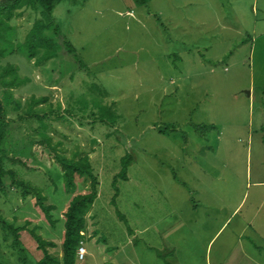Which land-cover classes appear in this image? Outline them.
Wrapping results in <instances>:
<instances>
[{"label":"rangeland","instance_id":"1","mask_svg":"<svg viewBox=\"0 0 264 264\" xmlns=\"http://www.w3.org/2000/svg\"><path fill=\"white\" fill-rule=\"evenodd\" d=\"M0 19V99L8 120L0 157L12 172L0 185V217L20 229L24 249L13 253L0 227V264L41 259L31 230L61 257L63 213L74 194L90 192V179L76 177L75 192H66L60 157H87L96 177L86 227L88 217H120L129 231L123 216L139 217L144 233L126 245L134 249L126 255L131 264H165L159 253L149 263L154 250L146 245H158L153 236L163 226L182 223L198 242L190 244L195 264H264V0H61L43 32L53 55L37 65L24 42L39 7H16L9 19L0 11ZM17 78L24 81L11 84ZM179 165L186 169H172ZM175 173L184 188L171 181ZM20 182L53 205L51 221ZM212 183L219 207L209 205ZM245 219L254 235L247 231L238 242L248 245H224ZM98 227L89 241L90 230L82 232L93 264L107 240Z\"/></svg>","mask_w":264,"mask_h":264},{"label":"trees","instance_id":"2","mask_svg":"<svg viewBox=\"0 0 264 264\" xmlns=\"http://www.w3.org/2000/svg\"><path fill=\"white\" fill-rule=\"evenodd\" d=\"M61 0H2L0 2V11H5L7 18L11 16V10L22 5H28L31 7H39L40 9V19L36 20L33 27L29 30L26 35L24 47L26 49V55L29 59L34 58V64L37 65L41 61L50 58L53 55V51L50 50V46L47 45L43 32L50 28L52 25V12L56 4ZM137 6L145 5L149 0H132ZM3 20L0 19V25ZM44 54L35 58L36 50L40 47L46 48ZM67 51L71 54L75 53L74 48L71 45H67ZM13 66H11V69ZM22 82L24 80H21ZM17 78L16 83L21 82ZM15 82V81H12ZM46 100V97L39 99L37 102ZM8 120L4 115L3 103L0 99V144L4 141L7 134ZM60 160V166L63 169L64 178V188L68 193L75 192L76 189V177H82L86 175L90 179V192L88 193H77L74 194L67 204V208L64 211L65 221H64V235L61 243V257H55L48 253L46 246H52V242H47L41 238L40 235L36 234L33 230L30 231L31 236L35 239L37 243V248L42 251L43 255L41 259L34 262L33 264H81L76 258V252L80 242H82L83 234L82 232L86 229V217L87 212L90 211L92 204L97 196V180L92 174L91 166L87 157L82 159L71 161L64 158H58ZM126 161L123 162V168L121 171V177L125 179V169ZM11 174L12 172L5 171L2 165V159L0 157V185L2 184V179L6 174ZM18 186L23 187L26 193L29 189L30 194H33L36 198V203L43 211L45 217L51 221L50 211L53 209V205H45L43 203L44 197L38 193L36 188L27 183H15ZM26 187V188H25ZM51 224H53L51 222ZM0 227L2 228V233L4 234V239H11V248L15 250L17 255L24 252L23 247L19 241V231L20 229L14 228L7 224L0 217ZM10 235L12 237H10ZM25 260L22 264H27ZM85 264V263H84Z\"/></svg>","mask_w":264,"mask_h":264},{"label":"crops","instance_id":"3","mask_svg":"<svg viewBox=\"0 0 264 264\" xmlns=\"http://www.w3.org/2000/svg\"><path fill=\"white\" fill-rule=\"evenodd\" d=\"M198 153H200V150L194 151V156H196V154H198ZM169 155L175 159L179 158V156H177L173 152H170ZM211 164L212 163L210 162L209 163L210 167H211ZM214 167H217V166H214ZM212 168H213V166H212ZM172 169L184 171V169H186V168H184L183 165H181V166L179 165V168L173 167ZM171 181L176 182L177 185L180 183H182L184 185V183H185V182H182V180L180 181V179L178 178V175L176 173L174 175V178H171ZM183 185L182 186L178 185V186L181 188H184ZM208 189H209V194H210V199H211L209 201V205H211V206L214 205V207L215 206L219 207V205H220V203H219V201H220L219 190H217V188L214 186L213 183H212V185H208ZM187 194H189V193H187ZM185 198L190 200V198H192V197L188 196ZM214 198L218 199L217 204H214V202H213ZM199 200H200V196H197V198H195L193 196V201H199ZM203 203H204V200H203ZM218 203H219V205H218ZM195 205H198V204H195ZM92 206H93V204H92ZM197 208L198 207H196V209ZM195 211H197V210H195ZM95 218L97 219V221ZM178 218H180V217H178ZM213 218L214 217H212V219ZM229 218H231V217H229ZM229 218L224 220L223 224L218 228V230L216 231V233L213 235L212 238H215L221 231L223 232L224 225L228 222L227 220ZM121 219H120V217H88V219H87V222H88V220L91 221V225L86 227V233L88 232L87 230H90V232L84 238H86L89 241L92 238L97 237V235L99 234L98 233L99 232L98 226L101 225V232H103L107 236V240H109V237H112V239H113V242H111L110 240H109V242H107V240L105 239V242H104L105 244L101 245L98 248V250H100V264H120V263L131 264L133 262V259L131 257H126V255L127 254H134V249L128 248V247H126V245L130 244L131 241H133L135 238H139V235H141L144 232H142V230H143L142 227L136 226V222L139 219V217H125V215L123 216V219H124L123 222H125V225L129 228V231H127L125 229L124 224L120 225ZM107 220H109L110 222H107ZM240 222H241V225H239L240 230L238 232V235L236 233H233L234 232V230H233L231 233H229L228 239L225 240L224 245H226V243H227V246H231V245L236 246V243H239L238 241H240V239L243 240V234L247 231H249L250 234L254 235L253 231H251L252 230V224L250 222H248L246 219L241 220ZM148 228H150L149 225H148ZM177 228H182V229L180 230ZM188 235H190L191 239H193V236L191 235V233H190L187 225H185V223L184 224L182 223L181 227H173L171 225H166V227L163 226L161 229V234H159V232H155V234L153 236L154 238H159L158 245L150 244V242H148V244L146 245V246H149V250H154V251H152V254H151V251H148L149 263H155L156 260L158 259L157 254L159 253L160 258H163L166 261L165 264H195L193 261V258L195 256V252L191 249L190 244L197 245L198 242L189 241ZM122 236L125 237V239H126L125 242H123L121 240V239H123ZM102 238H105V237H102ZM194 238H197V236ZM175 239H179L178 242H176ZM118 240H120V241H118ZM83 241L84 240H82V245H84ZM97 241H95L96 245L98 244ZM114 241H118V243L115 244L116 242H114ZM258 243L260 245L261 244L264 245V239H258ZM238 245L243 248V246L248 245V241L243 242V244L239 243ZM84 249H85L84 259L88 255V257L85 260L86 261L85 263L93 264L90 260L91 257L93 256V250L90 248L86 249L85 247H84ZM144 251L146 252V249H144ZM113 252H118L116 257L113 256V254H112ZM119 254L121 256H119ZM236 262L237 261L235 259H233L231 261V263H229V264H238ZM242 263L247 264L246 261H244ZM242 263L240 262L239 264H242ZM209 264H228V263L223 262L221 260L218 262H215V261L213 262V261L209 260Z\"/></svg>","mask_w":264,"mask_h":264},{"label":"built area","instance_id":"4","mask_svg":"<svg viewBox=\"0 0 264 264\" xmlns=\"http://www.w3.org/2000/svg\"><path fill=\"white\" fill-rule=\"evenodd\" d=\"M84 256H85V249L82 245V242H80L77 252H76V258L78 261H81L83 260Z\"/></svg>","mask_w":264,"mask_h":264}]
</instances>
